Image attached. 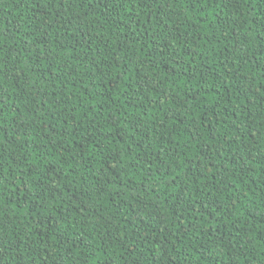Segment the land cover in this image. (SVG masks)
<instances>
[{"label": "trees", "instance_id": "obj_1", "mask_svg": "<svg viewBox=\"0 0 264 264\" xmlns=\"http://www.w3.org/2000/svg\"><path fill=\"white\" fill-rule=\"evenodd\" d=\"M0 264H264V0H0Z\"/></svg>", "mask_w": 264, "mask_h": 264}]
</instances>
